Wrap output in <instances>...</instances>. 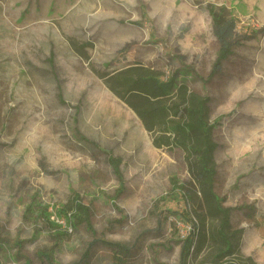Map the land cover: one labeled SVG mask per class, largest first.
Listing matches in <instances>:
<instances>
[{"label": "rangeland", "instance_id": "374dc122", "mask_svg": "<svg viewBox=\"0 0 264 264\" xmlns=\"http://www.w3.org/2000/svg\"><path fill=\"white\" fill-rule=\"evenodd\" d=\"M209 2L242 36L214 76ZM122 57L210 98L216 191L236 208L242 254L264 264V0H0V264H180L185 154L154 147L94 73ZM76 195L88 221L59 215Z\"/></svg>", "mask_w": 264, "mask_h": 264}, {"label": "trees", "instance_id": "16d2710c", "mask_svg": "<svg viewBox=\"0 0 264 264\" xmlns=\"http://www.w3.org/2000/svg\"><path fill=\"white\" fill-rule=\"evenodd\" d=\"M206 9L220 44L212 71L214 76L235 47L241 45L242 36L237 32V20L227 7L208 3ZM72 44L78 54L86 56L83 45ZM94 73L136 114L151 134L154 147L179 148L185 154L189 179L184 183L173 180V194L185 205L179 215L191 226L182 240L180 264H192L200 256L201 264H256L252 257L242 254L244 229L235 228L232 223L236 208L227 206V198L216 191L218 143L214 132L217 125L210 118V98L197 94L186 83H178V74L166 75L143 62H129L119 70L108 72L94 69ZM109 161L119 174L120 159L111 156ZM69 212L89 220V208L78 195L64 205L59 215L66 217ZM112 245L126 249L118 243ZM89 252L90 249L83 259L88 258Z\"/></svg>", "mask_w": 264, "mask_h": 264}, {"label": "crops", "instance_id": "0c3cea01", "mask_svg": "<svg viewBox=\"0 0 264 264\" xmlns=\"http://www.w3.org/2000/svg\"><path fill=\"white\" fill-rule=\"evenodd\" d=\"M209 3H213V2H209ZM214 4V3H213ZM98 5V4H97ZM219 6V5H218ZM120 8H112V10H109V9H107L106 11H108V12H115V13H119V10ZM99 13V12H98ZM124 13V10L122 9V11H121V14H123ZM121 59H123V60H121V62H120V67L121 68H123L127 63H129V62H131V61H129V59L127 60V58H125V57H122ZM121 68H119V69H121ZM119 69H116V70H119ZM243 239V238H242Z\"/></svg>", "mask_w": 264, "mask_h": 264}]
</instances>
